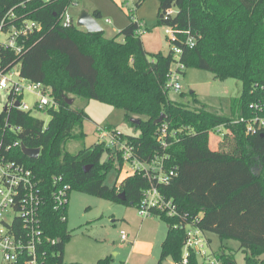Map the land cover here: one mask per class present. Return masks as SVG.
I'll return each mask as SVG.
<instances>
[{"label":"trees","instance_id":"trees-1","mask_svg":"<svg viewBox=\"0 0 264 264\" xmlns=\"http://www.w3.org/2000/svg\"><path fill=\"white\" fill-rule=\"evenodd\" d=\"M77 1L0 0V24L13 9L18 18L33 19L42 26L25 39L21 54L0 47L2 69L8 71L20 64V77L46 84L60 104L59 109L47 110L49 123L31 111L8 105L0 113L3 152L30 167L43 187V250L49 264H90L65 261V245L72 234L67 227L69 203L64 208L55 205L57 178L71 186L69 196L77 189L115 203L133 202L136 207L144 190L152 185L142 170L127 176L120 185L106 184L115 161L122 168L121 149H108L103 142L76 154L65 148L70 140L85 136L79 128L88 118L87 112L67 103V98L77 96L121 108L129 121L139 118L140 123L131 121L139 134L122 132L120 138L134 148V157L141 161L158 158L163 160L164 171H175L169 183L153 181L178 209L173 216L152 210L153 216L168 225L158 264L168 257L182 264L189 224L205 233H216L222 242L238 241L245 252V264H264V127L249 132L246 123L264 117V0H159L158 24L175 30L174 44L183 50L179 59L172 47L168 53H150L134 15L114 37H106L105 31L88 32L75 24L63 26L61 14ZM174 8L175 14H168ZM93 14L97 19L102 16L99 10ZM190 36L195 38L193 46L186 44ZM177 61L185 69L196 67L220 79L242 82V92L231 99L228 115L209 111L204 105L192 108L170 98L168 74ZM192 94L194 101L200 102L194 91ZM13 97L9 94L8 103ZM162 113L163 121L155 123ZM165 125L167 145L159 139ZM220 126L228 130L220 142L226 145L212 149L210 133ZM16 141L20 144L14 145ZM9 144L12 147L7 151ZM22 144L41 148L39 157L26 156ZM105 153L108 158L99 163L98 155L103 158ZM88 165L92 167L86 171ZM122 191L126 200L119 197ZM225 248L221 245L212 255L220 264H237L235 255ZM188 260V264H204L194 250H190ZM111 261L108 256L93 264Z\"/></svg>","mask_w":264,"mask_h":264},{"label":"rangeland","instance_id":"rangeland-1","mask_svg":"<svg viewBox=\"0 0 264 264\" xmlns=\"http://www.w3.org/2000/svg\"><path fill=\"white\" fill-rule=\"evenodd\" d=\"M139 0H78L76 4L68 8V13L77 20L82 11L93 13L99 10L102 16L98 19L105 31L106 37H114L130 22V16L144 25L142 39L146 49L150 53H168L172 44L166 26L158 24L159 0H144L138 5ZM176 12V8H174ZM110 20V22H109ZM4 34L0 40H4ZM122 39V36H119ZM20 64H17L8 75L10 79L19 83L27 81L19 76ZM179 91L170 90L171 99L188 104L192 108L204 105L209 111L228 115L230 113L231 99L240 96L242 82L235 78L220 79L209 70L196 67L185 69L181 75ZM200 102H195L192 92ZM10 91L0 89V113L8 104ZM37 95L30 91L24 92L23 100L32 107V114L45 123H49L51 115L47 110L33 107ZM75 109H84L88 118L85 119L82 128L85 136L81 139H72L67 142L65 148L73 153H78L82 148L100 143L106 136L105 128L116 127L125 134L136 135L139 130L126 119L125 110L96 99H88L77 96L72 104ZM248 119L247 121H249ZM247 123V122H246ZM225 126H220L210 133V145L214 148L224 147L226 143L224 134ZM108 153L98 155L97 160L102 163L108 158ZM115 161L114 167L106 177V184L113 187L120 185L122 181L134 173V165L129 160H124L122 165ZM68 231L70 238L65 245V261L97 263L105 257H112L111 264H158L162 242L168 231L167 223L157 216L142 217L138 207L131 204L115 203L112 200L96 195L83 193L77 189L71 191L68 204ZM126 231L133 241L139 236V243L134 248L133 243L124 241L121 232ZM211 238L209 249L213 251L221 249V245L227 246L226 252L235 255L237 264H245V252L240 249V243L233 239L222 242L220 237L213 232H207ZM224 250V249H223ZM162 264H176L172 257H168Z\"/></svg>","mask_w":264,"mask_h":264},{"label":"built area","instance_id":"built-area-1","mask_svg":"<svg viewBox=\"0 0 264 264\" xmlns=\"http://www.w3.org/2000/svg\"><path fill=\"white\" fill-rule=\"evenodd\" d=\"M78 2V1H77ZM73 2L71 5L76 4ZM67 6L61 14L60 22L63 26L69 27L77 25L74 17L68 13ZM168 14H175L174 9ZM17 18L15 21L14 19ZM135 19V18H134ZM139 24L138 32L144 34V25L135 19ZM110 22V20H109ZM42 26L39 22L19 17L13 9L9 10L0 24V35L4 34L5 39L0 40V47L14 51L16 55L21 54L25 49L24 41L32 33L40 31ZM170 35L172 48L179 59L182 47L175 45V30L166 26ZM195 38L190 36L186 44L193 46ZM12 70V69H11ZM11 70L2 69L0 58V89H8L13 94V99L7 104L9 107H16L22 111H31L32 107L23 100L24 92L30 91L37 95L33 102V107L40 110L59 109L60 104L51 94V89L43 82L25 79L26 83L15 82L9 78ZM185 70V65L179 61L173 63L168 74V88L179 91L182 86L180 78ZM20 76V75H19ZM24 79V78H23ZM20 96H22L20 98ZM19 102L17 106L16 103ZM244 120V118L242 119ZM9 125V124H8ZM11 128V125H9ZM264 127V117H255L247 121V130L255 132L257 128ZM13 129V128H12ZM106 136L102 137L105 147L111 150L121 149L124 160H129L134 165V172L142 170L152 182L151 187L143 192V198L138 206L139 214L142 217L153 216V209L165 211L168 215L178 214L177 206L172 199H168L153 181L159 183H169L174 170L169 172L163 169V160L154 158L151 161H141L134 157V148L120 138L121 131L115 132L113 129L105 128ZM167 134V126L162 129L159 139L164 145L167 143L164 137ZM20 142H14L18 145ZM3 142H0V264H49L46 257L47 252L43 250L45 246V232L42 226V208L46 198L39 177L25 163L12 159L2 150ZM22 146V145H21ZM12 144L7 146L10 150ZM58 188L54 191L53 197L57 208H64L69 203V192L71 186L62 183L61 178L56 179ZM62 219H66L65 216ZM187 239L184 247L182 264H188L190 250L196 251L204 264H220V261L212 255L209 249V240L206 233L197 226L187 225ZM124 241L129 240V233L121 232Z\"/></svg>","mask_w":264,"mask_h":264},{"label":"water","instance_id":"water-1","mask_svg":"<svg viewBox=\"0 0 264 264\" xmlns=\"http://www.w3.org/2000/svg\"><path fill=\"white\" fill-rule=\"evenodd\" d=\"M76 23L78 27L84 28L88 32L104 31V28L99 23L98 19L94 16V14L87 11H82L78 15ZM74 100H75L74 98H67V103L72 105L74 103ZM16 105L18 106L19 102H17ZM164 117L165 114L162 113L160 117L155 120V123L162 122ZM131 121L133 123H140V119L135 117L132 118ZM21 149L23 153L30 158H37L41 153V148H28L24 144H22ZM91 167H92L91 165H88L85 170L89 171ZM257 173H260V169H257ZM119 197L122 200L127 199L126 193L124 191L119 193ZM130 204L133 205V202H131Z\"/></svg>","mask_w":264,"mask_h":264},{"label":"crops","instance_id":"crops-1","mask_svg":"<svg viewBox=\"0 0 264 264\" xmlns=\"http://www.w3.org/2000/svg\"><path fill=\"white\" fill-rule=\"evenodd\" d=\"M210 147L212 148V149H219V148H214V147H212L211 145H210ZM129 241L130 242H132L133 243V247L135 248L137 245H138V243H139V236H136V238L132 241L131 239H130V235H129Z\"/></svg>","mask_w":264,"mask_h":264}]
</instances>
